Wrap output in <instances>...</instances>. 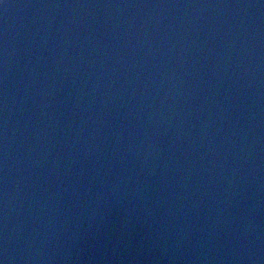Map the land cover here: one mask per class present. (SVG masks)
Instances as JSON below:
<instances>
[{
	"label": "water",
	"instance_id": "1",
	"mask_svg": "<svg viewBox=\"0 0 264 264\" xmlns=\"http://www.w3.org/2000/svg\"><path fill=\"white\" fill-rule=\"evenodd\" d=\"M0 264H264V0H0Z\"/></svg>",
	"mask_w": 264,
	"mask_h": 264
}]
</instances>
